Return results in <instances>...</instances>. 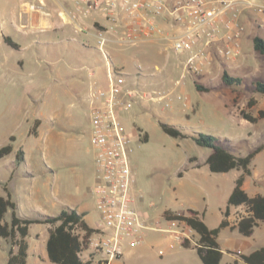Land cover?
<instances>
[{"label": "rangeland", "instance_id": "rangeland-1", "mask_svg": "<svg viewBox=\"0 0 264 264\" xmlns=\"http://www.w3.org/2000/svg\"><path fill=\"white\" fill-rule=\"evenodd\" d=\"M22 1L0 0V61L8 57L12 66L17 59H28L34 50H43L37 47L21 51L4 38L10 29L11 17L15 12L20 13ZM251 20L255 29H248L241 55L231 60H214L202 74L187 73L184 68L186 54L174 51L169 41L147 43L144 48L147 60L139 59L140 65L136 60L131 62L140 71L159 79L154 85L149 83L152 85L150 89L144 90L163 91L174 99L170 108L160 102L146 103L144 99L131 101L130 109L120 112L119 119L122 129L132 138L133 191L138 193L134 207L141 214H148L152 221H160L163 228H168V221L163 216L166 210L184 214L189 207L207 209L208 225L217 227L241 173L236 169L228 173H212L206 163L212 150L199 146L194 135H213L236 155L246 156L264 145V118L252 123L241 115V110L254 116L264 113V94L256 92L254 85L256 81L264 82V57L255 51L253 45L255 36L264 38V20L256 14ZM10 35L22 40L21 35ZM40 55L39 58L44 57L43 53ZM50 65L43 60L42 69L14 74L10 79L0 78V148L8 144L14 147L12 154L0 159V194L7 196L10 192L17 204V213L20 211L21 216L29 218L55 216L66 209L63 204H74L80 198L79 187L83 186L76 180L82 164L79 162L81 166L78 167L76 163L82 150H86V165L92 170V157L96 151L94 147L91 149L89 132L92 124L86 105L80 101L82 96L71 89L74 80L65 78L64 71L51 72ZM62 66L60 62L55 65V70L64 69ZM132 70L136 69L133 67ZM225 72L241 78L242 84L236 89L225 85L222 80ZM197 84L210 91L198 90ZM122 87L143 90L126 83ZM178 96H183L184 100H178ZM252 98L256 104L249 107ZM141 106H144L142 111ZM37 119L43 122L39 135V126L36 134L31 132ZM161 122L180 128L186 137L167 134L161 128ZM143 133L149 135L147 142L142 139ZM58 137L62 141L60 146ZM20 150L24 152V161L19 162L17 153ZM252 169L253 175L247 177L246 191L250 196L264 195V149L254 158ZM91 191L90 202L95 207ZM244 215L246 207L233 209L232 219ZM11 219L10 210L5 221ZM99 219L100 214L94 208L89 221L97 225ZM49 228L46 224L31 225L27 237L30 264H55L49 260L46 250ZM221 232L220 243L224 249L221 264H247L240 255L225 249L231 235L249 240L246 253L264 247V222L256 227L251 237L229 227ZM160 235L167 236L168 233ZM198 238L195 236V243ZM159 246L147 244L137 249L126 245L123 259L111 264H203L196 252L180 245L171 249ZM10 247V241L0 238V264L8 263ZM90 253L93 252L86 251L83 257L88 258Z\"/></svg>", "mask_w": 264, "mask_h": 264}, {"label": "built area", "instance_id": "built-area-1", "mask_svg": "<svg viewBox=\"0 0 264 264\" xmlns=\"http://www.w3.org/2000/svg\"><path fill=\"white\" fill-rule=\"evenodd\" d=\"M86 14L103 11L120 26V16L129 21L130 37L137 32L148 39L160 37L169 41L174 51L186 54L185 70L190 75L205 72L214 60H231L242 52L245 26L242 15L255 10L264 20V0H79ZM31 10H37L30 5ZM170 19L174 32H167L160 20ZM99 49L108 59L106 41ZM141 67V66H139ZM123 82L111 81L107 89L98 90L92 107V143L96 150L97 182L94 188L100 226L91 238L90 249L98 259L111 264L124 257V247H139L149 229L146 218L135 207L134 172L130 162L132 138L120 125V112L128 111L131 101L144 99L160 102L170 108L174 99L163 91H137L123 88ZM178 100H184L178 96ZM167 232L181 244L194 245L197 233L185 221H168ZM163 253V250H160ZM240 254V252L238 253Z\"/></svg>", "mask_w": 264, "mask_h": 264}, {"label": "crops", "instance_id": "crops-1", "mask_svg": "<svg viewBox=\"0 0 264 264\" xmlns=\"http://www.w3.org/2000/svg\"><path fill=\"white\" fill-rule=\"evenodd\" d=\"M78 2L79 0H23L19 11L20 13L17 14L15 12L13 17H11L12 21L10 29L6 31L4 38L11 39L19 46L18 50L21 51L32 50L37 47H41L43 50H34V54L29 56L28 59H17L13 66L11 65L9 58L4 57L0 61V78H2V80L10 79L14 76V74L16 75L24 71L31 73L33 69H42L41 65L43 60L51 64V72L56 71L58 73H63L64 71L65 78L74 80V85H72L71 88L72 91L76 92L77 95L82 96L80 101L82 104L84 103L86 105L88 117L92 124V130H90L89 133L90 144L92 145L91 149H93L92 107L95 102H97V104L99 103V99L97 98L96 100L97 91L109 88L111 81H122L123 84L126 83L128 86L130 85L134 87L138 86L140 89H143L141 91L149 92L146 91L147 89H144H150L152 85L149 83L154 85V83L159 81L158 77L156 75L145 74L138 69L135 63L131 62L136 60L140 65L139 59L144 61L147 60V53L144 51L147 43L167 40L160 37L148 39L140 32H137L134 37H130L129 34L131 33V30L129 28V21L127 18L120 16V26L114 29L111 15L108 17L105 12L97 10H92L86 14L83 11L85 10V7L80 8ZM32 4L37 7V10H31L30 5ZM254 14L260 17V14L256 13L252 9L246 11L241 17V22L245 26L242 43L248 29H255L253 28L254 24L251 20L254 18ZM159 24L167 32H174L175 28L170 19L160 20ZM11 33L21 35L22 40L20 41L14 39L10 35ZM33 36H35V38H33ZM101 38H104L106 41L105 50L109 53L108 59L99 49L98 42ZM40 53L44 54V59L42 57H38L41 56ZM60 62L63 63L61 68L64 69L57 68L55 70V65ZM133 67L136 70H132ZM144 101L148 103L146 100ZM143 107L144 106H141V111L144 109ZM37 120L40 121L37 134L39 135L43 122L40 119ZM61 142L60 137H58L57 144L59 146L62 145L60 144ZM87 157L86 150H82V154H80V158L78 159V164L76 163L78 167L81 166L80 163L82 164V168L80 169L82 171L79 173L75 172L77 173L76 180L78 183L83 185L81 189L79 187L80 192L78 193L80 198H78L74 204L68 203L63 204L62 206L64 208L74 209L80 214H84L86 222L91 227L98 228L100 226V222H97V225H92L89 221L92 212H94V208L98 211L96 196L93 189V186L97 182L98 174L96 151L94 153V157H92V170H88V166L86 165ZM246 183L247 178L244 185L245 189ZM90 190H92V195L94 194L95 207L91 206ZM135 194L138 193L135 192ZM242 207L245 206L233 207L231 212L233 213V209L236 211ZM189 209L199 211L207 223V209L202 210L198 207H189L187 211ZM18 213L21 215L20 211H18ZM232 213L229 217L231 222V227L229 228H232L233 226L232 230L236 231L238 230L236 225L241 217L232 219ZM142 215L146 218L149 229L145 232V241L143 245L139 247L147 244L152 247H160L159 245H164L163 247H168L170 249L176 245L183 247L172 233L167 232V228H163L160 221H152L146 213ZM222 220L223 217L221 221ZM209 227L216 228L211 226ZM160 233H168V235L163 236L160 235ZM218 242L224 253V249L220 243V237L218 238ZM248 246L249 240L240 238L236 235H231L228 238L225 249L231 254L241 256L248 255L253 252L246 253ZM139 247H137V249ZM183 248L197 253V250L194 248ZM239 252L240 254H238Z\"/></svg>", "mask_w": 264, "mask_h": 264}, {"label": "trees", "instance_id": "trees-1", "mask_svg": "<svg viewBox=\"0 0 264 264\" xmlns=\"http://www.w3.org/2000/svg\"><path fill=\"white\" fill-rule=\"evenodd\" d=\"M6 42L16 49L19 48L9 38H6ZM253 45L255 51L264 57V38L255 36L253 38ZM222 80L225 85L233 89L242 84L241 78L230 76L227 72L223 74ZM254 85L256 92L264 94L263 81H256ZM197 89L205 92L210 91L209 88H205L199 84H197ZM255 104L256 100L252 98L248 105L249 107H253ZM241 115L243 119L252 123H256L264 118L263 112H261L260 116H254L245 110H241ZM39 124L40 121L37 120L31 131L32 133H37ZM160 125L164 132L173 137H186L180 128L174 125L163 122ZM142 139L147 142L149 135L143 133ZM193 139L199 146L212 150L206 161L212 173H228L235 169L241 171V173L235 181V187L223 213V220L218 227L210 228L201 213L194 209H189L186 214L167 210L164 213V217L167 221H185L188 226L195 230L199 237L197 245H192L190 241L185 240L182 246L196 249L203 264H221L224 253L220 247L218 238L223 229L231 227L229 217L233 207H246V215L242 216L236 225L238 231L245 237H251L256 227L261 222H264V195L257 194L250 196L244 187L246 178L253 175L252 162L257 154L263 151L264 145L243 156L230 152L213 135L198 133L193 136ZM11 140L14 141L15 137L12 136ZM13 151L14 147L12 144L1 147L0 159L9 156ZM195 159L192 158V160ZM17 160L19 162L24 161V152L22 150L18 151ZM5 189L8 190V188ZM10 210L12 211V219L10 222H7L5 221V216ZM33 224H46L50 226L46 250L48 258L52 263L107 264V261L96 258L95 253H90L88 258L83 257V254L90 249L93 234L98 231L86 222L84 214H80L74 209L66 208L55 216H41L38 218L21 216L17 213V204L12 199L10 192H8L7 196L0 194V238L6 239L11 243L7 264H30V245L27 237ZM241 258L247 264H264V247L248 255H241Z\"/></svg>", "mask_w": 264, "mask_h": 264}]
</instances>
